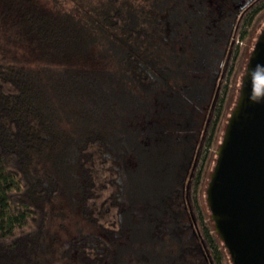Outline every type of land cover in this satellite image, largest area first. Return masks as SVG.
Instances as JSON below:
<instances>
[{"label":"trees","instance_id":"obj_1","mask_svg":"<svg viewBox=\"0 0 264 264\" xmlns=\"http://www.w3.org/2000/svg\"><path fill=\"white\" fill-rule=\"evenodd\" d=\"M177 1L182 2L174 4ZM183 1L193 10L210 5L218 16L206 13V20L216 21L204 32L216 42L222 64L213 73V111L199 132L194 162L168 200L178 215H188L186 227L198 240L197 254L209 264H219L212 252L217 249L213 237L217 235L210 218L204 222L197 192L212 154L209 147L222 111V105L217 108L220 94L227 91L239 54L237 40L256 23L264 0ZM182 5L175 8L179 18L173 15L185 23L187 11ZM109 6L96 28L44 0H0V264H57L73 259L103 264L123 235L124 211L132 193L125 165L129 149L119 134L106 133L98 115L101 109L110 119L116 94L104 98L97 84L70 75L68 67L94 56L99 32L106 45L102 52L117 61L120 78L125 76L147 91L168 71L163 59L173 53V45L150 40L147 24H160L156 16L165 13L162 5L155 7L153 21L136 14L129 22L121 7L109 11ZM170 16L164 19L174 25L173 35L180 24H173L177 20ZM192 25L182 28L188 39ZM124 28V34L117 35ZM180 200L184 208L174 206ZM64 202L94 231H79L60 243L57 230L64 229Z\"/></svg>","mask_w":264,"mask_h":264},{"label":"rangeland","instance_id":"obj_2","mask_svg":"<svg viewBox=\"0 0 264 264\" xmlns=\"http://www.w3.org/2000/svg\"><path fill=\"white\" fill-rule=\"evenodd\" d=\"M44 1L70 13L74 19L80 18L96 28H99L97 24L101 22L107 4H111L107 8L109 11L121 7L129 16L128 22L130 17L136 14L153 21L154 13L157 12L155 7L159 4L162 5L161 9L164 7L165 13L156 16L161 19L160 24L154 26L153 22L148 25L150 20L147 19L146 24L149 27L150 40L154 43L166 40L165 45H173V53L165 55L163 61L168 71H165L162 78H159L160 82L151 90H140L128 82L125 76L120 78L117 61L102 52L106 45L99 32L95 34L98 39L94 56L68 69L72 70L70 75L85 82L87 79L93 86L97 84L100 90L97 88L96 91L101 92L104 98L107 94H116V100L111 102V115L108 116L110 119L107 121L104 116L106 112L103 115V110L100 109L99 120L106 125V133L119 134L129 149L125 165L129 172L132 193L130 205L126 212L124 211L125 228L121 239L114 244L112 255L103 264H209L207 259L197 254L195 247L198 240L191 233V228L186 227L189 224L188 215H178L170 207L168 197L180 187L181 179L194 162L193 151L210 110L207 105L212 94L213 73L219 69L222 59L219 57L216 42L213 38H207L204 28L215 23L218 16L211 11L210 5L198 6L193 10L192 6H188L183 0L177 1L176 4V0ZM181 5L187 11L184 15L188 18L185 23H180L175 17V8H180ZM210 11L212 18H215L213 22L205 19L206 13ZM168 14H171V20H177L173 21V24H180L174 27L176 30L173 35H170V30L174 25L164 19ZM190 24H193V35L188 39L182 30ZM263 25L264 10L244 38L237 40V61L225 95L223 91L220 94L217 108L222 105V111L214 141L209 147L212 154L197 192L204 222L209 220L205 188L216 158L215 151L221 141L227 118L235 105L248 56ZM159 26L162 29H159ZM122 31L117 32V35H123L125 28ZM66 70L67 68L62 72ZM219 81L218 77L216 83ZM174 204L176 208L185 206L182 200ZM63 206L66 213L65 225L64 229L57 230L60 243L79 231H94L74 208L66 202ZM209 227L212 229L211 224ZM210 234H213L212 230ZM213 237L218 250L213 248L212 252L219 259V264H231L221 241L218 237ZM216 250H220L219 253ZM57 264L81 263L73 259Z\"/></svg>","mask_w":264,"mask_h":264},{"label":"water","instance_id":"obj_3","mask_svg":"<svg viewBox=\"0 0 264 264\" xmlns=\"http://www.w3.org/2000/svg\"><path fill=\"white\" fill-rule=\"evenodd\" d=\"M205 188L231 264H264V25L241 77Z\"/></svg>","mask_w":264,"mask_h":264},{"label":"flooded vegetation","instance_id":"obj_4","mask_svg":"<svg viewBox=\"0 0 264 264\" xmlns=\"http://www.w3.org/2000/svg\"><path fill=\"white\" fill-rule=\"evenodd\" d=\"M221 64H222V62H221ZM210 96H211V94H210ZM211 102H213V101H211V97L209 98V102H208V105H207V108L208 107H210V110H209V112H208V117H207V121L210 119V116H211V114H212V111H213V105H212V103ZM206 111H207V109H206ZM205 117V116H204ZM213 121L214 120H216L215 118H213L212 119ZM195 165V164H194ZM199 167H201V165L199 164ZM188 204V203H187ZM191 224H192V226L193 227H195V228H197L198 227V225H196V223H195V221H194V219L192 218V222H191Z\"/></svg>","mask_w":264,"mask_h":264}]
</instances>
